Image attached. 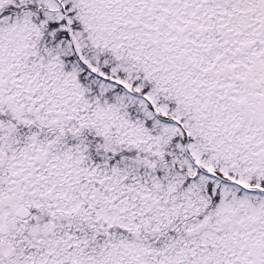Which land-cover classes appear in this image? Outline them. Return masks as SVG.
I'll use <instances>...</instances> for the list:
<instances>
[{"label": "snow or ice", "instance_id": "1", "mask_svg": "<svg viewBox=\"0 0 264 264\" xmlns=\"http://www.w3.org/2000/svg\"><path fill=\"white\" fill-rule=\"evenodd\" d=\"M0 264H264V0H0Z\"/></svg>", "mask_w": 264, "mask_h": 264}]
</instances>
